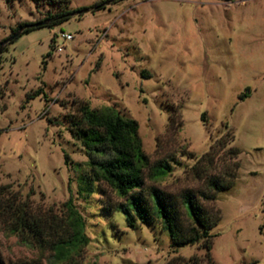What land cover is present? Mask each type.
<instances>
[{
  "label": "rangeland",
  "instance_id": "obj_1",
  "mask_svg": "<svg viewBox=\"0 0 264 264\" xmlns=\"http://www.w3.org/2000/svg\"><path fill=\"white\" fill-rule=\"evenodd\" d=\"M96 1L0 0V197L14 194L58 214L71 194L88 238L79 264L202 256L200 243L173 251L157 218L150 227L135 219L130 228L119 210L106 214L102 201L120 200L107 187L103 195L76 192L87 156L66 118L80 102L110 106L136 120L150 162L174 156L158 186L189 187L203 206L217 208L212 260L264 264V0H113L93 9ZM76 7L86 10L5 39L19 22ZM225 132L232 138L201 176L234 159L229 146L238 148V166L233 183L208 201L199 193L211 190L192 165ZM0 259L63 264L20 243L1 220Z\"/></svg>",
  "mask_w": 264,
  "mask_h": 264
},
{
  "label": "trees",
  "instance_id": "obj_2",
  "mask_svg": "<svg viewBox=\"0 0 264 264\" xmlns=\"http://www.w3.org/2000/svg\"><path fill=\"white\" fill-rule=\"evenodd\" d=\"M104 1L97 0L92 3V8L103 7L113 0H107V3ZM80 8L84 7L61 8L45 15L44 24L65 20L71 16L70 12ZM28 23H17L10 29V33ZM33 27L36 26H25L21 32ZM9 34L5 38L7 41L17 36L8 39ZM37 92L38 89L33 91L34 94ZM245 95L242 92L238 96L242 98ZM67 117V130L80 142L87 156L86 168L81 169L77 175V193L87 195L96 189L103 195L107 187L120 200L112 204L111 201L103 200L101 208L106 214L119 210L125 225L130 228L135 227V219L150 227L157 218L158 227L166 231L168 245L173 251L178 246L193 243H200L203 248L202 256L191 254L184 258L172 255L165 264H218L209 253V229L219 218L217 208L213 205L203 206L198 194L189 187L180 188L174 193L155 183L170 171L171 162L176 161L172 154L150 162L142 150L136 120L120 114L110 106L89 107L86 102H80L76 114ZM231 138L232 134L228 136L225 132L212 142L207 152L196 158L192 169L197 177L201 176L203 166L208 167L214 163L217 151ZM226 151L234 159L225 162L219 172L201 176L211 191L199 195L208 201L214 200L215 191L233 183L238 166V148L229 146ZM67 161V154L63 152V162ZM0 220L20 243L49 251L51 258L58 263L79 264L88 241L84 232V219L74 206L71 194L61 202L59 213L56 214L50 206L34 207L26 198L21 200L7 193L0 197ZM31 261H18L17 264H38L36 260ZM0 264H4L1 259Z\"/></svg>",
  "mask_w": 264,
  "mask_h": 264
},
{
  "label": "water",
  "instance_id": "obj_3",
  "mask_svg": "<svg viewBox=\"0 0 264 264\" xmlns=\"http://www.w3.org/2000/svg\"><path fill=\"white\" fill-rule=\"evenodd\" d=\"M104 3H107V0L104 1ZM85 10H86V8L76 9V10L70 12V14L72 15L75 13L83 12ZM44 22H45V20H35V21H32L28 24H23V25L17 27L12 33H10L8 36V39L13 38L14 36L18 35L25 26H38V25L44 24ZM1 46H2V43H0V50H1Z\"/></svg>",
  "mask_w": 264,
  "mask_h": 264
},
{
  "label": "built area",
  "instance_id": "obj_4",
  "mask_svg": "<svg viewBox=\"0 0 264 264\" xmlns=\"http://www.w3.org/2000/svg\"><path fill=\"white\" fill-rule=\"evenodd\" d=\"M59 36L62 40H66V39L70 38V34L64 33V32H60Z\"/></svg>",
  "mask_w": 264,
  "mask_h": 264
}]
</instances>
